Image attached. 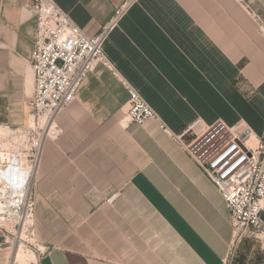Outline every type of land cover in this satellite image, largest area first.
Masks as SVG:
<instances>
[{
    "label": "crops",
    "instance_id": "1",
    "mask_svg": "<svg viewBox=\"0 0 264 264\" xmlns=\"http://www.w3.org/2000/svg\"><path fill=\"white\" fill-rule=\"evenodd\" d=\"M55 2L88 36L125 10L103 45L112 67L85 77L42 143L37 264H225L226 202L171 133L201 118L263 134L264 0ZM36 29L31 0H0L1 128L32 122ZM125 82L170 132L129 120ZM7 243L0 228V264H13Z\"/></svg>",
    "mask_w": 264,
    "mask_h": 264
},
{
    "label": "built area",
    "instance_id": "2",
    "mask_svg": "<svg viewBox=\"0 0 264 264\" xmlns=\"http://www.w3.org/2000/svg\"><path fill=\"white\" fill-rule=\"evenodd\" d=\"M31 7L36 15L37 29L31 57L34 91L27 104L35 119L49 121L30 159L31 168L25 182L26 216L32 217L33 182L42 143L55 130L57 115L76 98L85 77L99 64L112 67L103 45L110 26L125 9L118 10L111 24L97 35L88 36L55 0H31ZM125 84L129 93V120L138 125L154 120L160 128L170 132L145 98L133 86ZM171 135L226 202L233 229L229 256L233 246L244 237H254L264 246V132L257 136L250 127L239 129L224 121L206 125L198 118Z\"/></svg>",
    "mask_w": 264,
    "mask_h": 264
},
{
    "label": "rangeland",
    "instance_id": "3",
    "mask_svg": "<svg viewBox=\"0 0 264 264\" xmlns=\"http://www.w3.org/2000/svg\"><path fill=\"white\" fill-rule=\"evenodd\" d=\"M44 121L32 118L30 125L21 128H5L0 130V165L7 164V158L11 153H26L28 164L34 156L45 132ZM3 202L7 197H0ZM25 203V204H24ZM15 212H7L6 219L1 218L0 228L4 230L8 238L7 247L12 254V262L16 264V254L23 251L27 256L24 264H37L40 252L32 236L31 221L27 225L23 222L26 215V201H20L12 205ZM19 211V212H17ZM3 216V215H2ZM264 247L254 237H244L233 246L227 264H264ZM11 262V263H12ZM20 264V263H17Z\"/></svg>",
    "mask_w": 264,
    "mask_h": 264
},
{
    "label": "bare ground",
    "instance_id": "4",
    "mask_svg": "<svg viewBox=\"0 0 264 264\" xmlns=\"http://www.w3.org/2000/svg\"><path fill=\"white\" fill-rule=\"evenodd\" d=\"M44 126L47 129L49 126L48 120H43ZM1 128V127H0ZM2 131L0 130V133ZM28 164V156L26 153L18 152L11 153L7 164L0 165V197H7L5 202L0 198V214L1 218L6 219L5 214L15 212L12 205H17L21 200L24 201L26 196L25 182L28 172L30 171ZM19 212V211H17ZM3 215V216H2ZM31 220V216L24 217L23 222L27 225V221ZM26 254L19 251L16 254V263L24 264L27 261Z\"/></svg>",
    "mask_w": 264,
    "mask_h": 264
}]
</instances>
